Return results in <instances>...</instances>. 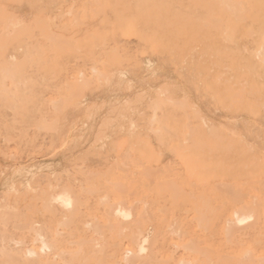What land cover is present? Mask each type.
Segmentation results:
<instances>
[{"label": "rangeland", "instance_id": "obj_1", "mask_svg": "<svg viewBox=\"0 0 264 264\" xmlns=\"http://www.w3.org/2000/svg\"><path fill=\"white\" fill-rule=\"evenodd\" d=\"M162 1L0 0V4H3L0 5V72H5L3 75L0 73V95H3L0 96V264L3 261L7 264L9 258L10 264L27 263L11 258L10 252L14 248L39 249L40 245L35 241V233L39 229H44L49 239L55 237L59 251H65V248L69 251L71 246L66 243L72 245V241L82 239L83 233V238L88 240L111 242L119 238L124 243L120 258L128 248V241L133 238L134 232H143L140 233V239L149 236L151 246H155L154 251L152 249L143 256L144 264L146 261H152V264H177L181 259L190 260L193 264H231L237 261L234 260L236 257H244L247 261L254 258L255 263L260 259L264 260V234L252 235V230L247 229L245 233L236 232L235 236L227 240L221 234L222 224L215 219V210L226 206L225 201L233 191L243 194L264 191V70L256 59L262 47V36L257 30L252 34L245 30L236 34L234 41H225L215 34L212 29L213 19L205 9L197 13L198 10L192 5L188 21L182 16L187 10L184 0ZM142 3L146 6H142ZM148 5L152 7L148 8ZM125 18L126 21L131 19L130 27H127L130 23L125 22ZM11 22L12 28L16 30H9L10 27L7 38L6 30ZM44 25L49 28L46 29ZM138 29L141 34L136 35ZM54 46L60 50H56ZM242 93L246 99H241ZM225 102L227 104L223 105ZM186 118L188 119L185 120ZM170 126L175 127L171 130ZM193 156L196 157L195 160ZM201 159L207 163H212L215 159V163L207 165L202 160L203 164L205 162L202 165L199 162ZM188 160H191L190 165L193 167L186 164ZM244 160L247 163H241ZM202 169H205V173H202ZM199 174H203L202 179ZM116 184L120 186V190L123 188L121 192L124 193L118 200L109 193L111 189L119 188L114 187ZM223 184L228 187L225 185L222 189ZM64 186L72 188L82 201L83 205L80 204L79 209L84 217L81 218L79 214L78 218L81 220L76 219L78 224H75V220L65 228L58 227L56 221L57 225H54L53 221L58 219L44 207L49 192ZM197 200L203 207L201 223L194 219L198 214L193 203ZM119 202H124L128 208H136L132 210L134 218L130 224L121 222L115 230H111L108 221L103 219V204L114 207ZM138 209L139 214L142 211L140 215L136 213ZM98 212L100 213L97 214ZM87 221L92 228L86 226ZM45 223L50 226L46 227ZM97 227L100 234L93 233ZM56 228L60 239L57 238ZM82 229L83 233L78 232L83 231ZM194 232L197 236H194ZM61 235L68 236L65 238ZM69 237L72 241H69ZM61 240L64 244H61ZM192 240L206 254L202 253L204 260L200 254L195 257L194 262L193 256L190 258L184 250L183 246L190 244ZM16 242L25 244L17 245Z\"/></svg>", "mask_w": 264, "mask_h": 264}, {"label": "bare ground", "instance_id": "obj_2", "mask_svg": "<svg viewBox=\"0 0 264 264\" xmlns=\"http://www.w3.org/2000/svg\"><path fill=\"white\" fill-rule=\"evenodd\" d=\"M5 1V0H4ZM14 1H16V0H14ZM18 1H20V0H18ZM28 1V0H27ZM56 1V0H55ZM58 1V0H57ZM87 1V0H86ZM91 1V0H90ZM116 1V0H115ZM140 1V0H139ZM160 1H162V0H160ZM169 1V0H168ZM185 1V3H186V11H184V14H182V16H184V18L185 19H187L188 21H189V19H188V17H189V15H190V7L193 5L194 7H195V9L196 10H198L197 11V13H199V11L201 10V9H205V12L206 13H208V15L210 16V18H211V20L213 19V23H212V29L214 30V32H215V34L217 35V37H219V38H221V39H223V40H225V41H234V39H235V35L236 34H239V32H241V31H247V33H251L252 34V32L253 31H255V30H257L259 33H260V35L262 36V39H263V43H262V47H261V50H260V52H259V54H258V56L256 57V59H257V61L259 62V64H260V67H261V69H263L264 70V0H184ZM3 2V1H2ZM52 2V1H51ZM105 2V1H104ZM159 2V1H158ZM167 2V1H166ZM93 4L95 3V1L94 2H92ZM91 3V4H92ZM156 3V2H155ZM168 3V2H167ZM167 3H165V4H167ZM175 3V2H174ZM3 4H4V6H5V3L3 2ZM2 4V5H3ZM92 4V5H93ZM107 4H108V1H107ZM148 4V3H147ZM162 4L164 5V3H163V1H162ZM171 4V3H170ZM1 5V4H0ZM1 5V6H2ZM7 5V7H8V4H6ZM72 5V4H71ZM91 5V6H92ZM143 5H145L144 3H142V6ZM172 5V4H171ZM0 6V7H1ZM90 6V5H89ZM99 6V5H98ZM100 6H101V4H100ZM141 6V5H140ZM146 6V5H145ZM154 6V5H153ZM156 6V5H155ZM160 6V5H159ZM10 7V6H9ZM8 7V8H9ZM95 7H97V6H95ZM134 7V6H133ZM148 8H151L150 7V5H148L147 6ZM157 8H158V6H156ZM160 7H162V6H160ZM179 7V6H178ZM68 8V7H67ZM84 8H86V6L84 7ZM87 8H88V6H87ZM142 8H144V7H142ZM147 8V9H148ZM164 8V7H163ZM180 8V7H179ZM21 9V8H20ZM102 9V8H101ZM153 9H155V8H153ZM161 9V8H160ZM181 9V8H180ZM122 10V9H121ZM183 10V9H182ZM103 11H105V10H103ZM111 11V10H110ZM116 11V10H115ZM166 11V10H165ZM165 11H163V12H165ZM10 12V11H9ZM21 12V11H20ZM67 12V11H66ZM101 12V11H100ZM99 12V13H100ZM107 12V11H106ZM112 12V11H111ZM120 12V11H119ZM178 12V11H177ZM124 13V12H123ZM161 13V12H160ZM90 14V13H89ZM117 14V13H116ZM115 14V15H116ZM121 14V13H120ZM129 14V13H128ZM167 14V13H166ZM176 14V13H175ZM10 15H12V14H10ZM84 15H85V13H84ZM93 15V13L91 14V16ZM106 15V14H105ZM177 15V14H176ZM181 15V14H180ZM193 15V14H192ZM86 16V15H85ZM97 16V15H96ZM13 17V16H12ZM41 17V16H40ZM90 17V16H89ZM95 17V16H94ZM130 17H132V16H130ZM153 17V16H152ZM76 18V17H75ZM79 18V17H78ZM105 18V17H104ZM7 19V18H6ZM106 19V18H105ZM104 19V21H106ZM117 19H119V18H117ZM128 19V18H127ZM156 19H157V17H156ZM165 19V18H164ZM206 19H207V17H206ZM8 20V19H7ZM129 20V19H128ZM127 20V21H128ZM139 20V19H138ZM119 21H121V20H119ZM118 21V22H119ZM126 21V18H125V22H127ZM142 21V20H141ZM182 21H183V19H182ZM117 22V23H118ZM124 22V24H126ZM129 23L131 22V19H130V21H128ZM127 22V23H128ZM134 22H135V20H134ZM8 23H10V21H8ZM132 23H133V19H132ZM187 23V22H186ZM195 23V22H194ZM3 24V23H2ZM2 24H1V26H2ZM7 24V23H6ZM36 24V23H35ZM40 24V23H39ZM42 24V23H41ZM38 25V24H37ZM58 25V24H57ZM121 25H122V23H121ZM130 25H131V23L127 26V27H130ZM134 24H132V26H133ZM4 26V25H3ZM12 26H13V24H12V22H11V24H10V26L8 25L7 26V30H6V28H5V30L7 31V38H9L8 37V31L9 30H14L15 28H12ZM16 26H17V24H16ZM45 26V25H44ZM47 26V25H46ZM45 26V28L46 29H48L49 27H46ZM131 26V28H133L134 29V27H132ZM11 27V28H10ZM36 27H38V26H36ZM126 27V26H125ZM137 27H138V25H137ZM10 28V29H9ZM18 28H19V26H18ZM17 28V29H18ZM119 28V27H118ZM136 28V27H135ZM9 29V30H8ZM20 29V28H19ZM18 29V30H19ZM93 29V28H92ZM132 29V30H133ZM4 30V31H5ZM16 30V29H15ZM14 30V31H15ZM21 30V29H20ZM120 30V29H119ZM135 30V29H134ZM45 31V30H44ZM47 31H49V30H47ZM129 31V30H128ZM136 31V30H135ZM139 31V29L137 30V34L136 35H139V34H141L140 33V31ZM196 31V30H195ZM3 32V31H2ZM12 32V31H11ZM10 32V33H11ZM36 32V31H35ZM199 32V31H198ZM5 33V32H4ZM16 33V32H15ZM23 33V32H22ZM49 33H50V31H49ZM120 33H121V31H120ZM130 33V32H129ZM133 32H131V34H132ZM152 33H153V31H152ZM152 33H151V35H152ZM165 33V32H164ZM197 33V32H196ZM3 34V33H2ZM21 34V33H20ZM43 34H44V32H43ZM149 34V33H148ZM199 34V33H198ZM1 35V34H0ZM9 35H11L12 36V34H9ZM18 35V34H17ZM16 35V36H17ZM165 35V34H164ZM4 36V35H3ZM29 36V35H28ZM95 36V35H94ZM120 36V35H119ZM142 36H144V35H142ZM156 36V35H155ZM239 36V35H238ZM250 36V35H249ZM20 37V36H19ZM98 37V36H97ZM152 37H153V35H152ZM252 37V36H251ZM251 37H249V38H251ZM55 38V37H54ZM148 38V37H147ZM149 38H151V37H149ZM160 38V37H159ZM240 38V37H239ZM2 39V38H1ZM3 39H4V37H3ZM43 39V38H42ZM101 39V38H100ZM153 39H155V38H153ZM241 39V38H240ZM84 40V39H83ZM146 40V39H145ZM171 40V39H170ZM50 41H54V40H51L50 39ZM58 41V40H57ZM99 41V40H98ZM148 41V40H147ZM156 41V40H155ZM242 41V40H241ZM144 42V41H143ZM75 43V42H74ZM183 43V42H182ZM239 43V42H238ZM54 44V43H53ZM57 44V43H56ZM240 44V43H239ZM40 45V43L38 44V46ZM71 45V44H70ZM95 45V44H94ZM98 45V44H97ZM108 45V44H107ZM159 45V44H158ZM170 45V44H169ZM68 46H69V44H68ZM134 46V45H133ZM42 46H40V48H41ZM126 47V46H125ZM211 47V46H210ZM17 48H18V46H17ZM37 48H39V47H37ZM54 48H55V46H54ZM81 48V47H80ZM84 48V47H83ZM56 49V48H55ZM57 49H59L60 50V48L59 47H57ZM56 49V50H57ZM114 49V48H113ZM148 49V48H147ZM50 50V49H49ZM52 50V49H51ZM78 50V49H77ZM37 51V50H36ZM43 51V50H42ZM62 51V50H61ZM79 51V50H78ZM132 51V50H131ZM134 51V50H133ZM33 52V51H32ZM39 52V51H38ZM72 52H73V47H72ZM79 52H81V51H79ZM110 52V51H109ZM185 52V51H184ZM43 53V52H42ZM41 52H40V54H42ZM236 53H238V52H236ZM38 54V53H37ZM44 54V53H43ZM57 54V53H56ZM87 54V53H86ZM85 54V55H86ZM131 54V53H130ZM36 55V54H35ZM55 55V54H54ZM125 55V54H124ZM172 55V54H171ZM214 55V54H213ZM216 55V54H215ZM41 56V55H40ZM123 56V55H122ZM128 56V55H127ZM32 57V56H31ZM39 58V57H38ZM238 58V57H237ZM183 59V58H182ZM186 59V58H185ZM226 59V58H225ZM241 59V58H240ZM86 60V59H85ZM84 60V61H85ZM221 60V59H220ZM38 61H39V59H38ZM124 61V60H123ZM6 62V61H5ZM49 62V61H48ZM57 62V61H56ZM96 62V61H95ZM107 62V61H106ZM183 62V61H182ZM24 63V62H23ZM67 63H69V62H67ZM175 63V62H174ZM220 63V62H219ZM240 63V62H239ZM14 64V63H13ZM20 64V63H19ZM35 64V63H34ZM56 64V63H55ZM84 64V63H83ZM177 64V63H176ZM10 65V64H9ZM15 66H16V63L14 64ZM24 65V64H23ZM62 65V64H61ZM25 66V65H24ZM35 66V65H34ZM77 66V65H76ZM103 66V65H102ZM132 66V65H131ZM130 66V67H131ZM180 66V65H179ZM71 67V66H70ZM133 67V66H132ZM135 67V66H134ZM173 67V66H172ZM175 67V66H174ZM185 67V66H184ZM248 67V66H247ZM254 67H255V64H254ZM23 68V67H22ZM96 68V67H95ZM212 68V67H211ZM210 68V69H211ZM230 68H231V66H230ZM3 69V68H2ZM21 69V68H20ZM186 69V68H185ZM188 69H190V68H188ZM205 69V68H204ZM207 69V68H206ZM254 69H256V68H253V70ZM260 69V70H261ZM4 70H5V68H4ZM159 70V69H158ZM217 70V69H216ZM232 70V69H231ZM257 70V69H256ZM2 72H0V73H2V75H3V70H1ZM5 71H7V69L5 70ZM25 71H26V69H25ZM112 71V70H111ZM233 71V70H232ZM262 71V70H261ZM85 72V71H84ZM5 73V72H4ZM9 74L11 73V72H8ZM14 73V72H13ZM22 73V72H21ZM31 73V72H30ZM52 73V72H51ZM68 73V72H67ZM78 73V72H77ZM88 73V72H87ZM96 73V72H95ZM190 73V72H189ZM210 73V72H209ZM234 73V75L236 74L235 72H233ZM261 73V72H260ZM7 74V73H6ZM27 74V73H26ZM65 74V73H64ZM99 74V73H98ZM199 74V73H198ZM221 74V73H220ZM242 74H244V73H242ZM257 74H259L258 72H257ZM1 75V74H0ZM21 75V74H20ZM96 75V74H95ZM212 75V74H211ZM238 75V74H237ZM8 76V75H7ZM63 76V75H62ZM25 77V76H24ZM99 77V76H98ZM238 77H239V75H238ZM33 78V77H32ZM31 78V79H32ZM74 78V77H73ZM101 78V77H100ZM29 79V78H28ZM91 79V78H90ZM236 79V78H235ZM240 79V78H239ZM108 80V79H107ZM256 80V79H255ZM259 80V79H258ZM10 81V80H9ZM79 81V80H78ZM19 82H20V80H19ZM33 82V81H32ZM56 82V81H55ZM63 82V81H62ZM89 82V81H88ZM252 82V81H251ZM46 83H47V81H46ZM49 83V82H48ZM224 83H225V81H224ZM63 84V83H62ZM252 84V83H251ZM63 86H64V84H63ZM170 86V85H169ZM178 86V85H177ZM213 86V85H212ZM245 86V85H244ZM259 86V85H258ZM50 87V86H49ZM96 87V86H95ZM260 87V86H259ZM262 87H264L263 85H262ZM48 88V87H47ZM46 88V89H47ZM146 88V87H145ZM228 88V87H227ZM99 89V88H98ZM235 89V88H234ZM45 90V89H44ZM242 90H244L243 88H242ZM257 90V89H256ZM4 91V90H3ZM95 91V90H94ZM200 91V90H199ZM218 91H219V89H218ZM224 91V90H223ZM6 92V91H5ZM11 92V91H10ZM222 92V91H221ZM242 92H244V91H242ZM7 93H8V91H7ZM16 93V92H15ZM5 94V93H4ZM10 94V93H9ZM17 94V93H16ZM63 94V93H62ZM67 94H68V92H67ZM216 94L218 95V92L216 91ZM221 94V93H220ZM133 95V94H132ZM0 96H3V95H0ZM14 96V95H13ZM12 96V97H13ZM45 96V95H44ZM146 96V95H145ZM222 95H220V97H221ZM6 97V96H5ZM15 97V96H14ZM64 97V96H63ZM224 97V96H223ZM218 98H219V96H218ZM17 99V98H16ZM15 99V100H16ZM29 99V98H28ZM42 99H44V98H42ZM46 99V98H45ZM240 99V98H239ZM241 99H246L245 98V96H244V94L242 93V95H241ZM13 100V99H12ZM18 100V99H17ZM16 100V101H17ZM25 100H26V98H25ZM38 100V99H37ZM220 100V99H219ZM231 100V99H230ZM235 100H237V99H235ZM14 101V100H13ZM18 101H20V100H18ZM50 101V100H49ZM55 101V100H54ZM163 101V100H162ZM225 101V100H224ZM6 102V101H5ZM9 102V101H8ZM7 102V103H8ZM31 102V101H30ZM220 102V101H219ZM223 102V101H222ZM221 102V103H222ZM249 102V101H248ZM247 102V103H248ZM4 103V102H3ZM18 103V102H17ZM227 104V102H225L223 105H226ZM249 104V103H248ZM253 104V103H252ZM1 105H3V104H1ZM9 105V104H8ZM36 105V104H35ZM247 105V104H246ZM245 105V106H246ZM9 106H11V105H9ZM44 106H45V103H44ZM159 106V105H158ZM170 105H168V107H169ZM237 106V105H236ZM256 106V105H255ZM258 106V105H257ZM16 107V106H15ZM53 107V106H52ZM129 107V106H128ZM141 107V106H140ZM160 107V106H159ZM165 107V106H164ZM215 107V106H214ZM227 107H228V105H227ZM252 107V106H251ZM3 108H5V106L3 107ZM24 108V107H23ZM161 108H163V107H161ZM166 108V107H165ZM175 108V107H174ZM174 108H172V109H174ZM231 108V107H230ZM257 108V107H256ZM256 108H254V109H256ZM0 109H1V107H0ZM11 109H13L12 108V106H11ZM16 109H18V107H16ZM37 109V108H36ZM127 109V108H126ZM131 109V108H130ZM129 109V110H130ZM160 109V108H159ZM239 108H237V110H238ZM261 109H262V107H261ZM15 110V109H14ZM18 110H20V109H18ZM143 110V109H142ZM164 110V109H163ZM223 110V109H222ZM244 110V109H243ZM247 110V109H246ZM252 110H253V108H252ZM178 111V110H177ZM188 111V110H187ZM189 111H191V110H189ZM225 111V110H224ZM90 112V111H89ZM122 112V111H121ZM140 112V111H139ZM160 112V111H159ZM169 112H170V110H169ZM174 112V111H173ZM180 112V111H179ZM156 113V112H155ZM161 113V112H160ZM225 113H227V112H225ZM252 113V112H251ZM59 114V113H58ZM257 114V113H256ZM169 115V114H168ZM185 115H187V114H185ZM190 115V114H189ZM264 115V114H263ZM35 116V115H34ZM42 116V115H41ZM192 116V115H191ZM228 116V115H227ZM57 117V116H56ZM135 117V116H134ZM174 117V116H173ZM194 117V116H193ZM196 117V116H195ZM20 117H18V119H19ZM143 118V117H142ZM160 118V117H159ZM17 119V120H18ZM48 119V118H47ZM172 119V118H171ZM171 119H169V121L171 120ZM188 118H186L185 120H187ZM261 119V118H260ZM132 119H130V121H131ZM165 120V119H164ZM173 120V119H172ZM179 120V119H178ZM178 120H176V121H178ZM32 121V120H31ZM34 121V120H33ZM149 121V120H148ZM200 121V120H199ZM4 122V121H3ZM37 122V121H36ZM49 122V121H48ZM179 122H181V121H179ZM201 122H202V120H201ZM40 123V122H39ZM42 123V122H41ZM82 123V122H81ZM111 123V122H110ZM163 123H165V122H163ZM186 123V122H185ZM5 124H6V122H5ZM21 124V123H20ZM52 124V123H51ZM136 124V123H135ZM170 124H172V123H170ZM204 124V123H203ZM50 125V124H49ZM173 125V124H172ZM178 125H179V123H178ZM183 125V124H182ZM185 125V127H186V124H184ZM199 125V124H198ZM249 125V124H248ZM166 126H167V121H166ZM201 126H203V125H201ZM200 126V127H201ZM111 127V126H110ZM138 127V126H137ZM153 127V126H152ZM171 127V130H172V128L173 127H175V126H170ZM189 127H191V126H189ZM13 128V127H12ZM38 128V127H37ZM83 128V127H82ZM167 128V127H166ZM192 128V127H191ZM198 128V127H197ZM33 129V128H32ZM186 129V128H185ZM184 129V130H185ZM198 129H200V128H198ZM197 129V130H198ZM46 130V129H45ZM167 130V129H166ZM180 130V129H179ZM178 130V131H179ZM157 131V130H156ZM182 131H183V129H182ZM81 132V131H80ZM172 132V131H171ZM86 133V132H85ZM160 133V132H159ZM210 133V132H209ZM223 133V132H222ZM70 134V133H69ZM101 135H102V133H100ZM167 134V133H166ZM169 134V133H168ZM185 134V133H184ZM183 134V135H184ZM195 134V133H194ZM193 134V135H194ZM198 134V133H197ZM72 135V134H71ZM156 135V134H155ZM171 135V134H170ZM203 134L201 133V136H202ZM45 136H47V135H45ZM100 136V135H99ZM159 136V135H158ZM189 136V135H188ZM248 136V135H247ZM39 137V136H38ZM30 138V137H29ZM117 137H115V139H116ZM144 138V137H143ZM196 138V137H195ZM198 138V137H197ZM173 139V138H172ZM204 139H207V138H204ZM227 139V138H226ZM56 140V139H55ZM164 140H166V138L164 139ZM194 140V139H193ZM196 140V139H195ZM200 140V139H199ZM7 141V140H6ZM23 141H24V139H23ZM51 141V140H50ZM187 141H189V139H187ZM221 141V140H220ZM53 142V141H52ZM196 142V141H195ZM215 142V141H214ZM229 142V141H228ZM12 143V142H11ZM169 143V142H168ZM167 143V144H168ZM42 144V143H41ZM54 144H56V143H54ZM207 144V143H206ZM209 144V143H208ZM222 144V143H221ZM96 145V144H95ZM159 145V144H158ZM169 145V144H168ZM203 145V144H202ZM24 146V145H23ZM225 146V145H224ZM5 147H7V146H5ZM21 147V146H20ZM40 147V146H39ZM168 147H170V146H168ZM197 147V146H196ZM175 148V147H174ZM3 149V148H2ZM33 149V148H32ZM43 149V148H42ZM170 149V148H169ZM183 149V148H182ZM181 149V150H182ZM204 149H206L205 147H204ZM240 149H241V147H240ZM69 150V149H68ZM162 150V149H161ZM194 150V149H193ZM231 150H233V149H231ZM15 151V150H14ZM100 151V150H99ZM141 151V150H140ZM196 151V150H195ZM1 152V151H0ZM32 152V151H31ZM91 152V151H90ZM199 152V151H198ZM16 153V152H15ZM21 153V152H20ZM28 153V152H27ZM27 153H26V155H27ZM35 153H37V152H35ZM48 153V152H47ZM183 153V152H182ZM181 153V154H182ZM192 153L194 154V152L192 151ZM2 154V153H1ZM38 154V153H37ZM190 154V153H189ZM202 154V153H201ZM243 154V153H242ZM3 155V154H2ZM14 155V154H13ZM188 155V154H187ZM191 155V154H190ZM203 155V154H202ZM219 155V154H218ZM33 156V155H32ZM199 156V154H197V157ZM216 156V155H215ZM235 156V155H234ZM5 157V156H4ZM159 157V156H158ZM182 157H184V156H182ZM181 157V158H182ZM189 157V156H188ZM214 157V156H213ZM251 157V156H250ZM19 158V157H18ZM57 158V157H56ZM87 158V157H86ZM127 158V157H126ZM146 158V157H145ZM178 158V157H177ZM181 158H180V160H181ZM193 158H194V156H193ZM202 158V157H201ZM245 158V157H244ZM65 159V158H64ZM124 159V158H123ZM183 159V158H182ZM196 159V157L194 158V160ZM234 159V158H233ZM252 159V158H251ZM180 160H179V162H180ZM184 160V159H183ZM182 160V161H183ZM202 160L203 161H205L206 162V160H204V159H201L199 162H201L202 163ZM208 160V159H207ZM108 161V160H107ZM210 161V160H209ZM208 161V162H209ZM212 161V160H211ZM214 161H215V159H214ZM212 162V163H215V162ZM217 162H219L218 161V159L216 160ZM240 161V160H239ZM252 161V160H251ZM132 162V161H131ZM151 162V161H150ZM190 162H191V160H188V161H186V164L188 165V166H191L190 165ZM205 162H204V164H205ZM227 162V160H225V163ZM228 162H229V159H228ZM232 162V161H231ZM242 162H244V163H247V162H245V160L244 161H241V163ZM169 163V162H168ZM185 163V162H184ZM201 163L199 164V165H201ZM207 163V162H206ZM212 163H207V165L208 164H212ZM223 163V162H222ZM243 163V164H244ZM254 163V162H253ZM129 164V163H128ZM192 164V163H191ZM195 164V166H196V163H194ZM203 163H202V165H204ZM250 164V163H249ZM126 165V164H125ZM150 165V164H149ZM157 165V164H156ZM183 165V164H182ZM181 165V166H182ZM201 165V166H202ZM242 165V164H241ZM194 166V167H195ZM122 167V166H121ZM126 167V166H125ZM183 167V166H182ZM191 167H193V166H191ZM200 167V166H199ZM124 168V167H123ZM185 168V167H184ZM208 168H209V166H208ZM212 168V167H211ZM227 168V167H226ZM121 169V168H120ZM125 169V168H124ZM129 169V168H128ZM166 169V168H165ZM193 169H195V168H193ZM228 169V168H227ZM245 169V168H244ZM252 169V168H251ZM125 170H127V169H125ZM211 170V169H210ZM215 170V169H214ZM239 170V169H238ZM245 170H247V169H245ZM188 171V170H187ZM190 171H191V169H190ZM205 171V169L203 170L202 169V173ZM218 171V170H217ZM222 171V170H221ZM261 171V170H260ZM84 172V171H83ZM90 172V171H89ZM124 172V171H123ZM169 172V171H168ZM192 172V171H191ZM210 172V171H209ZM209 172L207 173V175L209 174ZM211 172H212V170H211ZM219 172V171H218ZM227 172V171H226ZM244 172V171H243ZM248 172V171H247ZM250 172H251V170H250ZM170 173V172H169ZM185 173V172H184ZM189 173V175H190V172H188ZM195 173V172H194ZM199 173V172H198ZM205 173V172H204ZM229 173V172H228ZM233 173V172H232ZM245 173V172H244ZM244 173H243V175H244ZM100 174V173H99ZM177 174V173H176ZM179 174V173H178ZM186 174H187V172H186ZM210 174H212V173H210ZM217 174V173H216ZM226 174V173H225ZM261 174V173H260ZM63 175V174H62ZM89 175V174H88ZM188 175V174H187ZM200 175V174H199ZM214 176H215V174H213ZM212 175V176H213ZM238 175V174H237ZM243 175H241V177L243 176ZM250 176V178H251V173L249 174ZM253 176H254V174H252ZM72 176V175H71ZM79 176V175H78ZM82 176V175H81ZM91 176V175H90ZM110 176V175H109ZM146 176V175H145ZM149 176V175H148ZM178 176V175H177ZM192 176H194V175H192ZM191 176V177H192ZM201 176V175H200ZM204 176H205V174H204ZM219 176V175H218ZM246 176V175H245ZM244 176V177H245ZM75 177V176H74ZM92 177V176H91ZM96 177V176H95ZM100 177V176H99ZM98 177V178H99ZM102 177V176H101ZM100 177V178H101ZM105 177V176H104ZM111 177V176H110ZM173 177V176H172ZM190 177V176H189ZM209 177H211V176H209ZM208 177V179H210ZM216 177V179H217V176H215ZM232 177V176H231ZM260 177V176H259ZM66 178V177H65ZM65 178H64V180H65ZM85 178V177H84ZM176 178V177H175ZM180 178V177H179ZM188 178V177H187ZM200 178V177H199ZM203 178V174H202V176H201V179ZM211 178H213V177H211ZM219 178V177H218ZM249 178V179H250ZM253 178V177H252ZM264 178V177H263ZM70 179H71V177H70ZM80 179H81V177H80ZM86 179V178H85ZM103 179H105V178H103ZM119 179V178H118ZM150 179H151V177H150ZM171 178H169V180H170ZM181 179V178H180ZM186 179V178H185ZM189 179V178H188ZM196 179H198V178H195V180ZM200 179V180H201ZM208 179H207V181H208ZM221 179H222V177H221ZM231 180H232V178H230ZM236 179H238V178H236ZM246 179H248V178H246ZM16 180V179H15ZM117 180V179H116ZM141 180V179H140ZM171 180H173V178L171 179ZM179 180V179H178ZM193 180V179H192ZM204 180V179H203ZM203 180H202V183H203ZM234 180H235V178H234ZM233 180V181H234ZM242 180H244L243 179V177H242ZM253 180V179H252ZM251 180V181H252ZM42 181V180H41ZM73 181V180H72ZM96 181V180H95ZM164 180H162V182H163ZM181 181V180H180ZM190 181H191V179H190ZM199 180H197V182H198ZM204 181H206V179L204 180ZM217 181V180H216ZM215 181V182H216ZM219 181V180H218ZM239 181V180H238ZM88 182V181H87ZM167 182V181H166ZM187 182V181H186ZM195 182V181H194ZM213 182V181H212ZM214 182V183H215ZM232 182V181H231ZM42 183V182H41ZM62 183V182H61ZM182 183V181L180 182V184ZM200 183H201V181H200ZM36 184V183H35ZM78 184V183H77ZM88 184V183H87ZM119 184V183H118ZM118 184H116V185H114V187H119V188H113V189H111L110 190V194L114 197V199H116V200H118V199H120V198H122V195H124V193L122 194V190H123V188H122V190H120L121 188H120V186L122 187V185H118ZM261 184H263V183H261ZM39 185V184H38ZM73 185V184H72ZM106 185V184H105ZM198 185H199V183H198ZM214 185V184H213ZM221 185V184H220ZM226 185V184H225ZM224 184L221 186L222 187V189H223V186H225ZM17 186V185H16ZM49 186V185H48ZM76 186V185H75ZM110 186H112V185H110ZM187 186H188V184H187ZM252 186V185H251ZM35 187V186H34ZM36 187H40V186H36ZM77 187V186H76ZM124 187V186H123ZM170 187V186H169ZM220 187V188H221ZM226 187H228L227 185H226ZM226 187H225V189H226ZM57 188V187H56ZM81 188V187H80ZM147 188V187H146ZM163 188V187H162ZM174 188H175V186H174ZM173 188V191L176 189H174ZM187 188H189V187H187ZM192 189H193V187H191ZM251 188V187H250ZM259 188H260V185H259ZM263 188V187H262ZM58 189V188H57ZM57 189H54L52 192H49V194H48V198H46L47 200H46V203H45V205H44V207H46V209L48 210V211H50V213L52 212L53 214H54V216L56 217V219H58V221L57 220H54L53 222V224L55 225V223L56 222H58V227H61V226H64V228H65V226H71L74 222H75V220L78 218V216H79V214H80V209H79V207H80V204H81V202L82 201H80V199H79V197L77 196V194L73 191V189L72 188H70V187H67V186H64V187H62V188H60L59 190H57ZM76 189V188H75ZM82 189V188H81ZM104 189H106V188H104ZM125 189V188H124ZM224 189V190H225ZM227 190V189H226ZM229 190V191H228ZM228 192H230V189L228 188ZM254 190H256V189H254ZM42 191V190H41ZM86 191V190H85ZM122 191V192H121ZM215 191V190H214ZM217 191V190H216ZM215 191V192H216ZM232 191V190H231ZM237 191V190H236ZM12 192V191H11ZM88 192H90L89 190H88ZM175 192H177V191H175ZM193 192H194V190H193ZM218 192H220V191H217V193ZM222 192V191H221ZM45 193V192H44ZM92 193V192H91ZM106 193V192H105ZM195 193V192H194ZM224 193V192H223ZM87 194V193H86ZM90 194V193H89ZM93 194V193H92ZM128 194V193H127ZM153 194V193H152ZM168 194V193H167ZM166 194V195H167ZM211 194V193H210ZM215 194V193H214ZM222 194V193H221ZM225 194V193H224ZM227 194V193H226ZM231 194V193H230ZM106 195V194H105ZM108 195V194H107ZM106 195V196H107ZM164 195V194H163ZM162 195V196H163ZM170 195H171V193H170ZM176 195H178V193L176 194ZM175 194H174V196H176ZM196 195V194H195ZM216 195V194H215ZM220 195V194H219ZM229 195V194H228ZM38 196V195H37ZM44 197H45V195H43ZM47 196V195H46ZM82 196V195H81ZM86 196V195H85ZM109 196V195H108ZM107 196V198H109ZM168 196V195H167ZM227 196V195H226ZM225 196V197H226ZM99 197V196H98ZM129 197V196H128ZM178 197H179V195H178ZM181 197V196H180ZM197 197V196H196ZM103 198H105V197H103ZM102 198V199H103ZM107 198H106V200H107ZM112 198V197H111ZM160 198V197H159ZM166 198V197H165ZM168 198V197H167ZM203 198V197H202ZM162 199V198H161ZM164 199V198H163ZM224 199V198H223ZM8 200V199H7ZM14 200V199H13ZM31 200V199H30ZM39 200V199H38ZM96 200V199H95ZM108 200H110V199H108ZM188 200V199H187ZM190 200V199H189ZM193 200V199H192ZM198 200H199V198H198ZM196 201V202H194L193 203V205L195 206V210H196V212L193 210V213L195 212L196 214H198L194 219L195 220H197V221H199V223H201L202 222V217H201V210H202V205L200 204V201ZM218 200V199H217ZM44 200L42 199V202H43ZM83 201H86V200H84L83 199ZM99 201V200H98ZM224 200H222V202H223ZM8 202V201H7ZM107 202V201H106ZM172 202V201H171ZM183 202V201H182ZM218 202V201H217ZM16 203V202H15ZM15 203H14V205H15ZM37 203H38V201H37ZM94 203V202H93ZM103 203V202H102ZM186 203H189V202H186ZM225 203H226V206H223V207H219V208H217L216 210H215V219H217L219 222H220V225L222 224V231H221V234H223L226 238H227V240L228 239H231L233 236H235V233L236 232H239L240 233V231L242 232H246V230L247 229H249V231L250 230H252V231H250V232H252V235H255V234H258V235H262V234H264V191H262V190H258V191H256V192H250V194H243V192H239V191H237V192H232V194L231 195H229L228 197H227V199H226V201H225ZM23 204V203H22ZM31 204V203H30ZM39 204H40V202H39ZM97 204V203H96ZM111 204H112V202H111ZM114 204V203H113ZM117 204V203H116ZM145 204V203H144ZM16 205H17V203H16ZM41 205V204H40ZM81 205H83V204H81ZM86 205V204H85ZM137 205H138V203H137ZM182 204H180V207H182L181 206ZM3 206H4V204H3ZM88 206V205H87ZM98 206V205H97ZM102 207V205H99L98 207ZM103 206L105 207H103L104 208V211L105 212H101L102 213V215H104L105 216V218H103V219H105V220H107L108 221V223H109V225L108 224H106V225H108V227L110 226V228H111V230H115L116 229V227L119 225V223H129L130 221H132L133 220V218H134V212L132 211V210H134V209H136V208H128L125 204H124V202H119L117 205H111V206H114V207H109L110 206V204H103ZM183 206L185 207V206H187V205H184L183 204ZM17 207V206H16ZM44 207H42V208H44ZM136 207V206H135ZM174 207V206H173ZM172 207V208H173ZM176 207H177V205H176ZM188 207V206H187ZM4 208H5V206H4ZM21 208V207H20ZM31 208V207H30ZM85 208V207H84ZM93 207H91V209H92ZM144 208V207H143ZM162 208V207H161ZM171 208V209H172ZM192 209H193V207H191ZM33 209V208H32ZM81 209H82V207H81ZM85 209H87V208H85ZM84 209V210H85ZM95 208H93V210H94ZM140 209V208H139ZM139 209H138V211L136 212V213H138V215H140L141 213H142V211L140 212V214H139ZM146 209V208H145ZM163 209V208H162ZM174 209V208H173ZM186 209V208H185ZM2 210V209H1ZM17 210V209H16ZM41 210H43L44 211V209H41ZM99 210V209H98ZM190 210V209H189ZM95 212H97L96 211V209L94 210ZM94 211H93V213H94ZM99 211H101V210H99ZM103 211V210H102ZM84 212V211H83ZM148 212V211H147ZM42 213V212H41ZM49 213V214H50ZM85 213V212H84ZM84 213H82V215L84 214ZM100 212H98L97 214H99ZM181 213V212H180ZM7 214V213H6ZM9 214V213H8ZM48 214V215H49ZM86 214H87V212H86ZM89 214H90V211H89ZM95 214V213H94ZM93 214V215H94ZM106 214V215H105ZM156 214V213H155ZM3 215V214H2ZM16 215V213H14V216ZM30 215V214H29ZM91 215V214H90ZM101 215V216H102ZM187 215V214H186ZM8 216V215H7ZM10 216V215H9ZM21 216V215H20ZM19 216V217H20ZM44 216V215H43ZM53 216V215H52ZM53 216V217H54ZM80 216H81V214H80ZM180 216V215H179ZM178 216V217H179ZM205 216V215H204ZM2 217V216H1ZM12 218H14L13 216H11ZM11 217H9L10 219H11ZM16 217V216H15ZM40 217V216H39ZM49 216H47V218H48ZM83 216H81V218H82ZM136 217H137V215H136ZM170 217H171V215H170ZM181 217V216H180ZM189 217V216H188ZM3 218V217H2ZM24 218V217H23ZM51 218V217H50ZM84 218V217H83ZM94 218H96V217H94ZM17 219H18V217H17ZM42 219V218H41ZM55 219V218H54ZM137 219H139V217L137 218ZM165 219V218H164ZM163 219V220H164ZM194 219H192L193 221H194ZM8 220V219H7ZM45 220V219H44ZM51 220V219H50ZM52 220H53V218H52ZM81 219H79L78 218V221H80ZM91 220V219H90ZM95 220H97V219H95ZM143 220H145V218L143 219ZM142 220V221H143ZM180 220V219H179ZM188 220V219H187ZM1 221V220H0ZM10 221V220H9ZM9 221H7V222H9ZM25 221V220H24ZM23 221V222H24ZM32 221V220H31ZM40 221V220H39ZM56 221V222H55ZM77 221V220H76ZM78 221H77V223H75V224H78ZM83 221H84V219H83ZM86 221V220H85ZM184 221V220H183ZM215 221V220H214ZM217 221V222H218ZM26 222V221H25ZM29 222V221H28ZM43 222V221H42ZM48 222V221H47ZM50 222H52V221H50ZM49 222V223H50ZM88 222V221H87ZM161 222H162V220H161ZM175 222V221H174ZM195 222V221H194ZM193 222V223H194ZM2 223V222H1ZM49 223H45V225H46V227L47 226H50L51 225V223H50V225H49ZM81 223H82V221H81ZM86 223V222H85ZM93 223V222H92ZM131 223V222H130ZM129 223V224H130ZM133 223H135V222H133ZM133 223H132V225H133ZM144 223H145V221H144ZM150 223V222H149ZM164 222H162V224H163ZM197 224H198V222H196ZM52 224V225H53ZM104 224V223H103ZM140 224V223H139ZM146 224H147V222H146ZM162 224H161V226H162ZM203 224H204V222H203ZM217 224V223H216ZM5 225H7V223L5 224ZM56 225H57V223H56ZM84 227H85V224H82ZM106 225H104V226H106ZM124 225V224H123ZM122 225V226H123ZM128 225V224H127ZM127 225L125 226V228L127 227ZM152 225V224H151ZM4 226V225H3ZM21 226V225H20ZM20 226H17V227H20ZM28 226V225H27ZM86 226L87 227H89V228H92V225L91 224H89V222H88V224H86ZM143 226H144V224H143ZM149 226V225H148ZM155 226V225H154ZM199 226V225H198ZM14 227V226H13ZM17 227H15L16 229H17ZM23 227V226H22ZM45 227V228H46ZM55 227V226H54ZM53 226H52V228H54ZM74 227V226H73ZM77 227H79V225L77 226ZM94 227V226H93ZM102 227V226H101ZM100 227V228H101ZM165 227V226H164ZM170 227V226H169ZM188 227V226H187ZM189 227H191V226H189ZM44 228V227H43ZM42 228V229H43ZM63 228V227H62ZM76 228V227H75ZM122 228V227H121ZM140 228V227H139ZM14 229V228H13ZM39 229V228H38ZM57 229V228H56ZM55 229V230H56ZM66 229L68 230L69 228H67L66 227ZM87 229L88 228H86V231H87ZM107 229V228H106ZM162 229V228H161ZM191 229V228H190ZM219 229V228H218ZM15 230V229H14ZM19 230V229H18ZM30 230H32V229H30ZM40 230V229H39ZM37 230L36 231V233H35V235H36V240L35 241H37L38 243H39V249H32V248H28V249H25V250H19V249H17V248H14V249H12V253L10 252V256H11V258L12 257H15V259L18 261V262H20L21 260L23 261H26L27 263H33V264H110V262L112 263H114V264H144V261H143V256H146L152 249H153V251L155 250V246H151V244H150V238H149V236H144L142 239H140V233H143V232H140V233H137L136 231L134 232V234H133V238L132 239H130V241H128V242H130L129 244H128V248H126L125 250H124V252H123V257L122 258H120V256L122 255V254H120L121 253V249H122V247L124 246V243H123V241L122 240H120L119 238H117V240H112L111 242H108V241H106V240H94V239H92V240H88V239H86V238H83L84 237V229H82L83 231H78V232H81V233H83V237H82V239H80V240H75V241H72L71 240V237H69V241H72V245H69V243L67 242H65L66 244H68V246H71L70 247V250L69 251H67V249L65 248V251H59V249L57 248V240L56 239H49V237H48V235H47V233L45 232V231H43V230ZM50 230V229H49ZM49 230L47 231L48 233H49ZM94 232L93 233H101V232H99V230H98V227L97 228H94ZM121 230V229H120ZM126 230V229H125ZM138 230V229H137ZM181 230H182V228H181ZM200 230V229H199ZM215 230V229H214ZM220 230V229H219ZM245 230V231H244ZM34 231V230H33ZM89 231V230H88ZM106 231V230H105ZM108 231V230H107ZM106 231V232H107ZM110 231V230H109ZM108 231V232H109ZM163 231H165V230H163ZM172 231V230H171ZM185 231V230H184ZM51 232H54V231H51ZM58 229H57V231H56V233H57V238L59 237V235H58ZM62 232V231H61ZM72 232H73V230H72ZM125 231H123V233H124ZM176 232V231H175ZM177 232H179V231H177ZM211 232V231H210ZM215 232V231H214ZM250 232H248L249 234H251ZM31 233V232H30ZM76 233V232H75ZM74 233V234H75ZM121 233V232H120ZM122 233V234H123ZM130 233V232H129ZM164 233V232H163ZM172 233H173V231H172ZM181 233V232H180ZM183 233V232H182ZM195 233L196 232H194V236H197V235H195ZM212 233V232H211ZM248 233H246V234H248ZM254 233V234H253ZM2 234V233H1ZM27 234V233H26ZM68 234H70V233H68ZM122 234H120V235H122ZM131 234V233H130ZM130 234H129V236H130ZM189 234V233H188ZM241 234V233H240ZM245 234V235H246ZM2 235H4V234H2ZM52 235H53V233H52ZM52 235H50L49 234V236H52ZM78 235V234H77ZM120 235H119V237H120ZM170 235V234H169ZM177 236H178V233L176 234ZM183 235H184V233H183ZM244 235V236H245ZM62 236V235H61ZM66 236H68V235H63L62 237H65L66 238ZM73 236V235H72ZM79 236V235H78ZM77 236V237H78ZM132 236V235H131ZM80 237V236H79ZM87 237V236H86ZM90 237V236H89ZM200 237V236H199ZM216 237H217V235H216ZM1 238V237H0ZM61 238V237H60ZM60 238H58V239H60ZM97 238H99V236L97 237ZM112 238V237H111ZM218 238V237H217ZM253 238V237H252ZM4 239H6L5 237H4ZM110 239V238H109ZM166 239V238H165ZM182 239V238H181ZM180 239V240H181ZM212 239V238H211ZM235 239V238H234ZM68 240V239H67ZM123 240H125V238L123 239ZM226 240V239H225ZM4 241V240H3ZM2 241V242H3ZM34 241V240H33ZM153 241V240H152ZM163 241V240H162ZM62 242H63V244H64V241H62L61 240V244H62ZM125 242V241H124ZM219 242V241H218ZM23 242H16V244L17 245H21ZM28 243V242H27ZM158 243V242H157ZM157 243H156V245H157ZM160 243V242H159ZM158 243V244H159ZM166 243V242H165ZM190 244H187L186 246H183L185 249L184 250H186L187 252V254L189 255V257L191 258L192 256V258H193V260H194V262H195V257H197L198 255H200L201 254V257L203 258V257H205V256H202V253H203V251H201V249H199L197 246H196V242L194 241V240H192L191 242H189ZM4 244V243H3ZM23 244H25V243H23ZM31 244H32V242H31ZM59 244H60V242H59ZM58 244V245H59ZM65 244V245H66ZM33 245V244H32ZM126 245V244H125ZM215 245V244H214ZM220 245V244H219ZM231 245V244H230ZM23 246H25V245H23ZM61 246H63V245H61ZM67 246V245H66ZM162 246H163V243H162ZM233 246V245H232ZM256 246V245H255ZM260 246V245H259ZM60 247V246H59ZM166 247V246H165ZM174 248H175V246H173ZM162 248V247H161ZM177 248V247H176ZM261 248V247H260ZM220 248H218V250H219ZM157 250V249H156ZM203 250V249H202ZM217 250V251H218ZM175 251V250H174ZM179 251V250H178ZM14 252V253H13ZM168 252V251H167ZM179 253V252H178ZM185 253V252H184ZM217 253V252H216ZM4 254V253H3ZM6 254H8L7 252H6ZM153 254V253H152ZM151 254V255H152ZM169 254H171V252L169 253ZM204 254V253H203ZM218 254V253H217ZM154 255V254H153ZM155 255H157V254H155ZM162 255V254H161ZM160 255V256H161ZM204 255H206V254H204ZM208 255V254H207ZM159 256V255H158ZM157 256V257H158ZM173 256V255H172ZM184 256V255H183ZM3 257H5V256H3ZM153 257V256H152ZM176 257V256H175ZM200 257V256H199ZM199 257H198V259H199ZM251 257V256H250ZM7 259V258H6ZM19 259H21V260H19ZM149 259V258H148ZM151 259V258H150ZM154 259H155V257H154ZM162 259V258H161ZM260 259V258H259ZM5 260V259H4ZM202 260V259H201ZM203 260H204V258H203ZM234 260H237V261H235V262H232L231 264H264V260L262 261V259H260V260H258V261H256V263L253 261L254 260V258H249V260L247 261V260H245L244 259V257H236ZM233 260V261H234ZM9 261H10V258L8 259V263H9ZM155 261H156V259H155ZM177 261H178V259H177ZM190 260H186V259H181V260H179V262L177 263V264H193V263H191V262H189ZM230 261H231V259H230ZM3 262H5V261H3ZM2 262V263H3ZM225 262V261H224ZM258 262V263H257ZM1 263V264H2ZM7 263V262H6ZM7 263V264H8ZM11 263V262H10ZM9 263V264H10ZM12 263H13V261H12ZM16 263V262H15ZM15 263H13V264H15ZM24 263V262H23ZM27 263H25V264H27ZM146 264H148L147 263V261L145 262ZM157 263V262H156ZM165 263V262H164ZM175 263V262H174ZM199 263V262H198ZM212 263V262H211ZM216 263V262H215ZM4 264V263H3ZM21 264V263H20ZM149 264H152V261H150V263ZM202 264V263H201ZM224 264V263H223ZM230 264V263H229Z\"/></svg>", "mask_w": 264, "mask_h": 264}]
</instances>
